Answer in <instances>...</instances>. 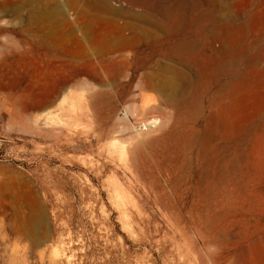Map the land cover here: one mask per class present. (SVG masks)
<instances>
[{"label": "rangeland", "instance_id": "374dc122", "mask_svg": "<svg viewBox=\"0 0 264 264\" xmlns=\"http://www.w3.org/2000/svg\"><path fill=\"white\" fill-rule=\"evenodd\" d=\"M0 51V264H264V0H0Z\"/></svg>", "mask_w": 264, "mask_h": 264}, {"label": "bare ground", "instance_id": "6f19581e", "mask_svg": "<svg viewBox=\"0 0 264 264\" xmlns=\"http://www.w3.org/2000/svg\"><path fill=\"white\" fill-rule=\"evenodd\" d=\"M5 6H6V4H5ZM36 16V15H35ZM45 19V18H44ZM124 37V36H123ZM122 36H120V37H118V39L119 38H123ZM126 39H128V41H129V38H126ZM120 40H122V39H120ZM119 40V41H120ZM131 40V39H130ZM115 41V42H114ZM119 41H117L118 43H117V47L118 48H123V47H125L126 48V46H128V43L125 41H121V42H119ZM133 41V40H132ZM159 40H157V38H154L151 42H149V44H148V46H150L151 47V49L150 50H147L148 52H146V53H139L140 55H136V57H133V61H134V64L135 65H137V66H139V67H145V68H147V69H144V70H150V68H148V67H154L155 69L157 68V61H150L151 60V58L155 55V52H157L156 51V49L157 48H160L157 44L159 43L158 42ZM112 42V41H111ZM134 42L135 43H138V42H136V40H134ZM140 42V41H139ZM161 42H163L162 40H161ZM160 42V44H163V43H161ZM112 43H114V45L116 44V40H113V42ZM131 43V42H130ZM129 43V44H130ZM38 44V43H37ZM110 44V43H109ZM112 45L113 44H110V46L109 47H111L112 48ZM113 45V46H114ZM130 45H135V44H130ZM129 45V46H130ZM107 46V47H108ZM163 46V45H162ZM116 47V48H117ZM131 47V46H130ZM136 47V46H135ZM149 47V48H150ZM110 48V49H111ZM113 49H114V47H113ZM147 49H148V47H147ZM161 49L162 48H160V49H157L158 51H159V53L160 52H162L161 51ZM126 50V49H125ZM142 52V51H141ZM0 53H1V51H0ZM2 54H4V53H2ZM162 54H164L163 52L162 53H160V55H162ZM127 55H129V53H127ZM127 55H125L124 53H119V55H118V63L117 64H119V65H121V66H124V65H126V63H127ZM134 56V55H133ZM110 59V58H109ZM109 61H114L112 58L109 60ZM7 62V61H6ZM129 62V61H128ZM155 69H153V72H154V70ZM148 70V71H149ZM156 70H158V69H156ZM155 70V71H156ZM159 72V71H158ZM158 72H155V73H158ZM150 74V73H149ZM115 84V83H114ZM143 84V83H142ZM116 85V84H115ZM145 85L148 87V86H150V87H152V86H154V84H152V83H150V82H148V81H146V82H144V84L143 85H140V86H144L145 87ZM158 86V85H157ZM157 86H155V87H157ZM159 86L161 87V88H168L167 90L170 92V89L173 87V85L171 84V83H169V82H167V81H161V83L159 84ZM116 88V87H115ZM141 88V87H140ZM143 88V87H142ZM149 88V87H148ZM117 89V88H116ZM152 89H153V87H152ZM156 89V88H155ZM101 92H98L97 91V93H94V94H92V96L91 97H96V96H98V97H104V96H106V93H105V91L107 92V90H105L104 92H102V90H100ZM109 91V90H108ZM29 92V91H28ZM31 93V92H30ZM34 93V92H33ZM116 93V92H115ZM120 94L119 95H121V96H125V95H127L128 93H129V91L128 90H123V91H120L119 92ZM109 94V93H108ZM35 95V94H34ZM25 96V95H24ZM27 96V95H26ZM90 97V98H91ZM17 98V97H16ZM26 98V97H25ZM28 98V97H27ZM30 98V97H29ZM33 98V97H32ZM32 98H30V99H32ZM34 99V98H33ZM48 97L45 99V100H43L42 102H35L34 100H30V102L29 103H22L21 101H22V98L19 96V99H18V101H17V103L16 104H18L19 103V105L18 106H20V108H17V110L16 109H14V110H16V112L14 113V114H16L20 119H21V117H22V115L23 114H25V112L28 110V109H34V108H39V107H42V106H44L47 102H48ZM170 99V98H169ZM28 100V99H27ZM173 100V99H172ZM15 101H16V99H15ZM169 103H170V106L172 105L173 106V104L169 101ZM169 103H167L168 104V106H169ZM175 105V104H174ZM17 106V107H18ZM174 107V106H173ZM213 112H211V113H213L214 114V109L212 110ZM13 112V111H12ZM210 112H209V114H211ZM15 116V115H14ZM16 117V116H15ZM17 117V118H18ZM16 118V119H17ZM18 118V119H19ZM210 118H211V115H210ZM210 118H209V120H210ZM12 119V118H11ZM23 119H24V117H23ZM23 119H21V121L23 120ZM208 119V118H207ZM218 120V119H217ZM24 121V120H23ZM23 121H22V124H24L23 123ZM26 121V120H25ZM206 121V120H205ZM204 121V122H205ZM208 121V120H207ZM212 122H214V121H212ZM220 122V121H219ZM20 124V123H19ZM26 124V123H25ZM213 124V123H212ZM217 125H219L218 124V122L216 123ZM216 125V126H217ZM204 126V125H203ZM205 129V128H204ZM218 133V132H217ZM216 134V133H215ZM207 135V134H206ZM226 135V134H225ZM224 135V136H225ZM214 136V135H213ZM212 137V136H211ZM216 137V136H215ZM204 138V137H203ZM217 138H219V137H217ZM192 139V138H191ZM212 139V138H211ZM214 139H216V138H214ZM213 139V140H214ZM217 140V139H216ZM215 142V141H214ZM202 143V142H201ZM209 143V142H208ZM201 146H203L204 147V145H202L201 144ZM206 146V145H205ZM226 149H227V145H223L222 147H220V153H222V162H221V159H220V161H219V163H217V165H216V167H218V174H217V176H216V180L218 181V186H217V190H216V192H215V198L216 199H218V201H216V204L218 203V202H220L221 200H224L225 199V197L227 196V189H228V186H227V172H226V169L225 170H223V168H221V166L223 167V165H224V160H225V153H226ZM191 155H192V157H195V161H200V164L202 165V164H204L205 162H207L209 159H208V156L206 155V152H203V151H201V149H196V150H194V152L192 151L191 152ZM218 162V161H217ZM215 163V162H214ZM137 170H140V168L139 167H137ZM209 171V170H208ZM201 176V175H200ZM187 178L189 179V180H197V178H200L199 177V175H198V169L197 168H191L190 169V171H189V173H188V176H187ZM211 181V180H210ZM222 202V201H221Z\"/></svg>", "mask_w": 264, "mask_h": 264}]
</instances>
